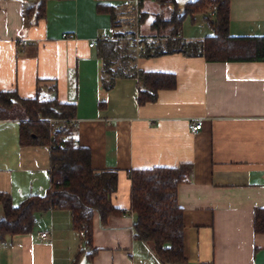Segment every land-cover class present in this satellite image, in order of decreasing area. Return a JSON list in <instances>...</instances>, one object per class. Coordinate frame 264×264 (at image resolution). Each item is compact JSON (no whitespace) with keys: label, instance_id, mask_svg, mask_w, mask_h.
Segmentation results:
<instances>
[{"label":"crops","instance_id":"1","mask_svg":"<svg viewBox=\"0 0 264 264\" xmlns=\"http://www.w3.org/2000/svg\"><path fill=\"white\" fill-rule=\"evenodd\" d=\"M123 1L47 0L43 17L34 20L23 18V11L35 0H0V91L32 98L37 88L50 95L54 87L59 101L75 105V137L90 150L92 168L117 172L111 204L124 213L104 224L93 214L94 251L74 264H161L149 243L133 238L128 171L182 163L192 172L177 188L185 257L178 264H264V233L253 232V211L264 208V61L134 55L135 70L176 79L173 89L138 105L135 78L103 88L97 47L88 45L111 25L97 4L117 12ZM158 9L153 0L143 3V22L150 20L147 30L140 23L142 35L155 34L149 26ZM208 14L195 15L199 24L192 29L181 27V38L211 35ZM228 32L264 36V0H230ZM20 39L28 45H17ZM192 120L201 123L195 134L187 128ZM48 169V148L20 147L18 122L0 121V193L13 204L42 195ZM44 230L49 241L39 237ZM82 245L68 210H46L37 213L29 233L0 242V264H73Z\"/></svg>","mask_w":264,"mask_h":264},{"label":"trees","instance_id":"2","mask_svg":"<svg viewBox=\"0 0 264 264\" xmlns=\"http://www.w3.org/2000/svg\"><path fill=\"white\" fill-rule=\"evenodd\" d=\"M47 0H35L33 6L25 8L23 18L43 17ZM139 0L140 22L144 18ZM163 12L157 13L150 23L154 37L166 36L163 46H147L139 56L151 57L163 54L181 53L185 56H199L208 62L219 61H264V36L229 35L230 0H191L182 11L177 0H153ZM211 7L216 11L210 14ZM97 11L110 15L111 24L116 7L98 3ZM205 17L212 34L201 40L176 38L186 17L198 14ZM212 20V21H211ZM101 60L104 89L112 87L117 78H135L138 82L136 102L138 105L154 102L160 90L173 89L175 75L168 72L137 71L135 60L127 46L110 42L96 44ZM152 52V54L150 53ZM121 66L113 69L115 60ZM37 88L32 98H21L15 90L0 91V121L18 122V145L20 147L45 146L49 151L48 187L42 195L31 194L13 204L9 194L0 193V242L13 235L29 233L37 213L46 210L66 209L69 211L71 228L82 240V247L76 253L73 264L81 253L91 257L92 219L96 212L104 224L109 216L124 211L111 204V195L117 190L115 170H95L91 166L90 150L78 144L75 126L74 103L57 99L55 88L50 95H42ZM102 105V103H99ZM50 119L64 120L65 126L50 123ZM192 172L191 164L177 166H155L134 169L128 172L130 181L129 210L134 215L133 238L151 245L153 253L161 264H178L185 261L183 253V211L177 202V188L187 181ZM253 232L264 233V208L253 211Z\"/></svg>","mask_w":264,"mask_h":264},{"label":"built area","instance_id":"3","mask_svg":"<svg viewBox=\"0 0 264 264\" xmlns=\"http://www.w3.org/2000/svg\"><path fill=\"white\" fill-rule=\"evenodd\" d=\"M215 11V7H211L210 14L213 15ZM140 12L139 0H124L107 31L89 42L88 45L94 47L98 42H110L121 47L127 46L128 50L132 51L135 56L143 53L147 46H163L164 44H161V40L167 39V37L144 36L140 34ZM175 37L181 38L180 31L176 32ZM17 45L26 46L28 45V41L26 39H20L17 41ZM150 53L152 54V52ZM116 66L117 64L115 63L112 68L116 69ZM49 122H56L60 129L65 126L64 120L50 119ZM69 124L75 125V120H70ZM187 128L192 134H195L201 129V123L198 120H192L188 123ZM39 237L45 241H49L50 232L44 230L39 233Z\"/></svg>","mask_w":264,"mask_h":264},{"label":"rangeland","instance_id":"4","mask_svg":"<svg viewBox=\"0 0 264 264\" xmlns=\"http://www.w3.org/2000/svg\"><path fill=\"white\" fill-rule=\"evenodd\" d=\"M99 2H101V3H104V2H106L107 0H98ZM187 1H191V0H177V8L179 9V10H181L182 11V9H183V6H184V4L187 2ZM156 6V5H155ZM156 8V7H155ZM158 12L160 11V12H163V14L164 15H166L167 13L165 12V9H161V10H157ZM150 13H152V12H150ZM154 13V12H153ZM151 17V16H150ZM152 18V17H151ZM198 18H200V16H198ZM149 20H150V18H147L144 22H143V20H142V22H143V26L145 27V29L147 30V25H148V22H149ZM200 21V20H199ZM142 22H140V23H142ZM197 24H199V22L197 23H193V21H192V19L190 18V17H186L185 19H184V21H183V23H182V29L184 28V30L186 29H192V28H194L195 26H197ZM139 32H140V34L142 33L141 32V28H140V26H139ZM145 36H147V35H145ZM160 37H166V36H160ZM165 41H166V39H163V40H161V44L163 45L164 43H165ZM123 47V46H122ZM114 63H116L117 64V66H116V68H118V67H120L121 66V63H120V60L118 59H116L115 61H114ZM45 193V192H44ZM43 193V194H44Z\"/></svg>","mask_w":264,"mask_h":264}]
</instances>
